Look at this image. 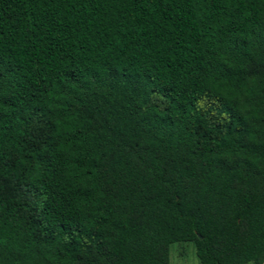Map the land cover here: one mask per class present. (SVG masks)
Listing matches in <instances>:
<instances>
[{
	"label": "trees",
	"instance_id": "trees-1",
	"mask_svg": "<svg viewBox=\"0 0 264 264\" xmlns=\"http://www.w3.org/2000/svg\"><path fill=\"white\" fill-rule=\"evenodd\" d=\"M264 264V0H0V264Z\"/></svg>",
	"mask_w": 264,
	"mask_h": 264
},
{
	"label": "rangeland",
	"instance_id": "rangeland-1",
	"mask_svg": "<svg viewBox=\"0 0 264 264\" xmlns=\"http://www.w3.org/2000/svg\"><path fill=\"white\" fill-rule=\"evenodd\" d=\"M170 246V264H199L193 243L177 242Z\"/></svg>",
	"mask_w": 264,
	"mask_h": 264
}]
</instances>
